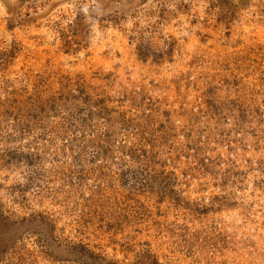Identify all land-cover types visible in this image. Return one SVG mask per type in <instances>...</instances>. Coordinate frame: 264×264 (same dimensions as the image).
Masks as SVG:
<instances>
[{
    "label": "rangeland",
    "instance_id": "rangeland-1",
    "mask_svg": "<svg viewBox=\"0 0 264 264\" xmlns=\"http://www.w3.org/2000/svg\"><path fill=\"white\" fill-rule=\"evenodd\" d=\"M252 6L0 0V264H264Z\"/></svg>",
    "mask_w": 264,
    "mask_h": 264
},
{
    "label": "built area",
    "instance_id": "built-area-1",
    "mask_svg": "<svg viewBox=\"0 0 264 264\" xmlns=\"http://www.w3.org/2000/svg\"><path fill=\"white\" fill-rule=\"evenodd\" d=\"M251 9H253V14L251 16H253L255 20L257 30L259 31L260 29L264 32V0H254V6H252ZM262 42H264V40H262ZM260 60L259 63L261 65V68L263 67V69L260 72L261 74L256 73V75L258 76L257 78H255L256 81H258L259 79H261V81H264V58H260ZM262 110H264L263 106L258 108V111L261 112Z\"/></svg>",
    "mask_w": 264,
    "mask_h": 264
}]
</instances>
